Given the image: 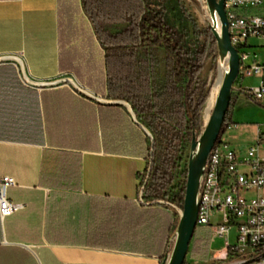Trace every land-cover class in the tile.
Here are the masks:
<instances>
[{
  "label": "crops",
  "instance_id": "1",
  "mask_svg": "<svg viewBox=\"0 0 264 264\" xmlns=\"http://www.w3.org/2000/svg\"><path fill=\"white\" fill-rule=\"evenodd\" d=\"M261 41L249 42L250 63L264 61V46L252 45ZM0 60V177L15 179L7 198L25 206L0 216V264L168 262L178 214L139 199L151 135L111 96L82 0H0ZM230 119L264 122V104L241 93ZM202 228L208 257L225 258ZM190 250L188 263L202 262Z\"/></svg>",
  "mask_w": 264,
  "mask_h": 264
},
{
  "label": "trees",
  "instance_id": "2",
  "mask_svg": "<svg viewBox=\"0 0 264 264\" xmlns=\"http://www.w3.org/2000/svg\"><path fill=\"white\" fill-rule=\"evenodd\" d=\"M104 49L106 85L116 100L128 103L145 133L147 168L144 179L146 203L167 201L183 209L186 183L171 194L175 170L185 142L196 140L203 127L201 103L195 98V81L204 67L212 31L194 28L193 35L177 29L166 15L168 0H82ZM126 24L114 35L102 24ZM165 52L164 83L157 86L153 52ZM234 101L230 105L226 122ZM224 131L222 127L220 136ZM179 215L176 230L179 224ZM210 231L195 230L191 258L205 261ZM184 264H189L187 261Z\"/></svg>",
  "mask_w": 264,
  "mask_h": 264
},
{
  "label": "built area",
  "instance_id": "3",
  "mask_svg": "<svg viewBox=\"0 0 264 264\" xmlns=\"http://www.w3.org/2000/svg\"><path fill=\"white\" fill-rule=\"evenodd\" d=\"M225 12L231 44L240 59L237 83L248 78L258 79L254 86H242L241 93L253 103L264 104V61L250 63L248 47L252 40H264V0H225ZM213 24L217 30L220 23L215 15ZM70 83L77 92H85L73 79ZM241 128L236 122L224 123V131L207 159L199 182L197 226L210 227L213 238L225 241L224 250L227 255L232 253L234 264H264V156L261 153L264 124L256 126V136L244 152L237 151L224 139L226 132ZM145 185L144 179L140 182L139 199L148 204L144 198ZM13 186H16L13 177H0L1 218L25 208L7 198V190ZM157 204L171 208L179 217L182 215L183 209L175 204L167 201ZM217 218L220 221L214 224ZM234 229L236 242L232 243Z\"/></svg>",
  "mask_w": 264,
  "mask_h": 264
},
{
  "label": "rangeland",
  "instance_id": "4",
  "mask_svg": "<svg viewBox=\"0 0 264 264\" xmlns=\"http://www.w3.org/2000/svg\"><path fill=\"white\" fill-rule=\"evenodd\" d=\"M166 15L170 22L179 30L184 31L189 36L193 35L194 28L198 30H214L213 19L214 15L211 13L206 0H168V6ZM103 29L107 34H116L117 31H123L127 28L126 24H112L104 22L102 24ZM213 33V32H212ZM253 46H264V41L259 43L252 42ZM153 58L155 61V80L157 86L161 87L164 83V73H165V52L163 49H157L153 53ZM221 66H224L227 71L229 69V64L227 61H221L219 56L218 44L212 35L211 42L209 45V50L207 56L204 60V67L200 74H198L195 81L194 89L196 91V101L201 103V118L203 121L202 132L203 133L207 122L203 120V110L205 109L208 100L210 99L211 93L216 86V83L219 78V72ZM227 71H224L226 74ZM247 80V79H246ZM250 82H247V85ZM254 86L253 84L250 86ZM241 94V85L240 82H235L232 92V100H236L237 97ZM211 111L213 113L215 103ZM232 103V101H231ZM252 112L248 111L246 118L248 120L253 119ZM242 125L241 130L239 131H228L224 134V139L228 141L231 146L239 152H244L247 149L248 143L255 138V128L257 125L264 124V122H236ZM200 134V135H201ZM240 134H243L239 138ZM261 153L264 156V146L261 147ZM191 156V143L185 142L182 146V150L179 156V162L175 170V181L172 187L171 194H176L184 184H187L188 177V164ZM144 180V177L141 178V181ZM186 186V185H185ZM180 220V219H179ZM220 220L217 218L213 222L214 224L218 223ZM236 230L234 229L231 232V242L235 243L236 239ZM213 248L218 253H223L225 249V241L223 239H217L213 242ZM226 258H215L212 255H209L206 261L195 264H234V257L231 252L226 254ZM215 258V259H213ZM187 262H191L189 255L186 258Z\"/></svg>",
  "mask_w": 264,
  "mask_h": 264
},
{
  "label": "water",
  "instance_id": "5",
  "mask_svg": "<svg viewBox=\"0 0 264 264\" xmlns=\"http://www.w3.org/2000/svg\"><path fill=\"white\" fill-rule=\"evenodd\" d=\"M208 7L220 23V31L212 30L218 44L221 61H227L229 69L221 83L212 115L203 133L191 143V156L188 164V177L183 212L180 216L176 242L168 262L163 264H184L197 228L199 182L207 159L219 140L222 127L232 101V92L240 71V59L232 46L229 24L225 12V0H206Z\"/></svg>",
  "mask_w": 264,
  "mask_h": 264
},
{
  "label": "bare ground",
  "instance_id": "6",
  "mask_svg": "<svg viewBox=\"0 0 264 264\" xmlns=\"http://www.w3.org/2000/svg\"><path fill=\"white\" fill-rule=\"evenodd\" d=\"M217 30L220 31V25H218ZM224 71H227V69L224 66H221L220 72H219V78H218V81L216 83V86H215V88L213 89V91L211 93L210 99L208 100L209 102L207 103L205 109L203 110V120L205 122H208L209 119H210L211 111H212V108L214 106L216 95L219 92L221 83H222V81L224 79V76H225Z\"/></svg>",
  "mask_w": 264,
  "mask_h": 264
}]
</instances>
